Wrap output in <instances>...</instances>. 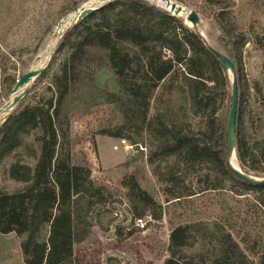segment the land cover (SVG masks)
I'll use <instances>...</instances> for the list:
<instances>
[{
	"label": "trees",
	"instance_id": "1",
	"mask_svg": "<svg viewBox=\"0 0 264 264\" xmlns=\"http://www.w3.org/2000/svg\"><path fill=\"white\" fill-rule=\"evenodd\" d=\"M205 5L231 42L230 58L238 64V124L247 91L240 68L246 35L233 20L232 0H205ZM51 32L48 26L45 34ZM6 51L0 40V56ZM59 60L60 73L48 89L50 98L37 96L0 128V234L21 239L24 264H83L76 249L93 232L94 212L116 200L111 188L93 182L87 167L74 165L67 149L65 109L79 95L90 97L88 86L104 69L116 78L131 120L99 135L149 149L146 163L165 187L166 203H190L228 184L238 196L260 194L262 216L257 220L264 233V186L246 183L229 164L228 121L221 113L230 87L228 71L200 35L144 0H116L65 33L52 64ZM49 74L44 71L41 78ZM17 80L11 79V88ZM177 85L185 89L187 114L174 104ZM97 92L96 102L116 101L115 94ZM237 135L238 159L264 176V137L252 146L239 137L238 129ZM123 185L135 223L149 220V226L163 220L164 207L134 177ZM195 239L209 246L207 260L189 261L185 248ZM167 248L164 264H264V240L247 250L218 224L179 225Z\"/></svg>",
	"mask_w": 264,
	"mask_h": 264
},
{
	"label": "rangeland",
	"instance_id": "2",
	"mask_svg": "<svg viewBox=\"0 0 264 264\" xmlns=\"http://www.w3.org/2000/svg\"><path fill=\"white\" fill-rule=\"evenodd\" d=\"M91 1L0 0V40H3L8 51L0 56V114L14 97L15 86L11 88V79L16 78L18 82L25 73L34 69L38 56H44L51 49L59 22ZM144 1L174 16L166 9V2ZM170 1L182 6L186 12L197 13L201 23L196 29L182 15L178 18L208 45L231 57L233 46L224 37L213 13L206 7L205 0ZM232 1L233 20L240 32L246 35L240 68L247 91L241 106L242 121L237 124V129L239 137L253 146L264 137V0ZM48 26L52 28V32L45 34ZM42 34L44 38L40 40ZM60 41L61 39L57 40L56 46L50 51L51 58L45 70L50 72L49 78H41V75L36 78L28 95L12 113L21 106L34 102L37 96L50 98L48 89L52 87L54 76L60 73L62 60L52 64ZM235 66L238 69V64ZM227 73L230 87L221 111L226 122L232 104V75ZM98 90L115 94L116 101L108 102L104 98L103 102H96ZM88 91L89 98L79 95V99L71 101L65 109L70 130V145L67 149L74 165L87 167L93 182L111 188L116 194V200L94 212L93 232L76 249V255L83 264H164L169 255L167 246L172 230L179 225L196 221L212 227L216 224L224 227L247 250L260 245L264 240V233L257 220L262 216L257 200L260 194L238 196L236 190L228 184L224 190L200 194L190 203H166L169 198L165 196V187L157 182L153 168L146 163L149 149L145 145L136 146L129 141L99 135L103 130H114L131 120V117H127L130 110L123 104L124 95L114 75L107 69L102 70L98 73L95 84L88 86ZM173 97L174 104L187 114L185 89L182 85L176 86ZM236 157V163L245 174L264 178L244 167ZM234 163L233 158L232 164ZM129 177H134L141 188L164 207L162 221L152 222L147 226V220L144 221V227L135 224L123 185V181ZM119 228L122 229L121 235L118 234ZM136 229H140V232H133ZM131 232L134 235L128 238ZM20 243L21 239L14 234H0V264H24ZM206 250H210L209 246L196 239L185 248L190 256L189 261L193 263L207 260L210 255ZM247 254L257 260L249 251Z\"/></svg>",
	"mask_w": 264,
	"mask_h": 264
},
{
	"label": "water",
	"instance_id": "3",
	"mask_svg": "<svg viewBox=\"0 0 264 264\" xmlns=\"http://www.w3.org/2000/svg\"><path fill=\"white\" fill-rule=\"evenodd\" d=\"M112 1L116 0H92L91 2H89L88 6L82 7L81 9L75 11V13L73 14L74 17H70V15L66 16L59 22L57 30L53 35V39H62L65 33L72 27ZM161 1L166 2V9L170 13H173L174 16L180 17L182 14H184L186 16V20L191 23L195 29L200 25L201 21L197 13L193 11L186 12L182 6L172 3L170 0ZM203 41L208 49L222 62L227 71L232 75V104L227 127L228 156L230 167L234 174H236L246 183L254 186H264V178H256L247 175L242 170L236 169L232 164L233 157L237 155V119L239 111V86L236 67L233 61L228 56L220 53L219 51L208 45V43L204 39ZM42 61L43 56H38L35 62L34 69H31L30 71L25 73L15 85L13 89L14 97L3 107L1 111V113L4 114V117L0 119V128L5 122H7V120L12 115V112L20 104V102L28 95L33 81L40 75H42V73L47 69L50 60L47 63H42ZM39 63L42 64L39 66Z\"/></svg>",
	"mask_w": 264,
	"mask_h": 264
},
{
	"label": "bare ground",
	"instance_id": "4",
	"mask_svg": "<svg viewBox=\"0 0 264 264\" xmlns=\"http://www.w3.org/2000/svg\"><path fill=\"white\" fill-rule=\"evenodd\" d=\"M89 5V3L87 2V4H85L83 7H86V6H88ZM74 13H72V14H70V17H74V15H73ZM182 17H183V19H186V16L184 15V14H182ZM57 30V29H56ZM56 43H57V39H52V43H51V49L50 50H48V52L46 53V54H43L44 56H43V61H42V63H47L49 60H50V51L52 50V49H54V47L56 46ZM42 63H39L38 65L40 66ZM4 117V114L2 113V114H0V119L1 118H3ZM237 155H235L233 158H234V161H235V163H234V167L236 168V169H239V170H241L240 169V167H239V165L236 163V159H237V157H236ZM232 163H233V161H232Z\"/></svg>",
	"mask_w": 264,
	"mask_h": 264
},
{
	"label": "built area",
	"instance_id": "5",
	"mask_svg": "<svg viewBox=\"0 0 264 264\" xmlns=\"http://www.w3.org/2000/svg\"><path fill=\"white\" fill-rule=\"evenodd\" d=\"M137 226H141V227H144L145 225H144V221L143 220H141V219H138V220H136V223H135Z\"/></svg>",
	"mask_w": 264,
	"mask_h": 264
}]
</instances>
